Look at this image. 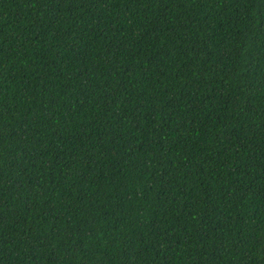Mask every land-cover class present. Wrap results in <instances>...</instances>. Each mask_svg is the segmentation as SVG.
Here are the masks:
<instances>
[{
  "label": "trees",
  "instance_id": "16d2710c",
  "mask_svg": "<svg viewBox=\"0 0 264 264\" xmlns=\"http://www.w3.org/2000/svg\"><path fill=\"white\" fill-rule=\"evenodd\" d=\"M0 264H264V0H0Z\"/></svg>",
  "mask_w": 264,
  "mask_h": 264
},
{
  "label": "bare ground",
  "instance_id": "6f19581e",
  "mask_svg": "<svg viewBox=\"0 0 264 264\" xmlns=\"http://www.w3.org/2000/svg\"><path fill=\"white\" fill-rule=\"evenodd\" d=\"M118 10H119V9H118ZM111 13H112V12H111ZM109 15H110V14H109ZM109 15H108V16H109ZM113 17H114V16H113Z\"/></svg>",
  "mask_w": 264,
  "mask_h": 264
}]
</instances>
